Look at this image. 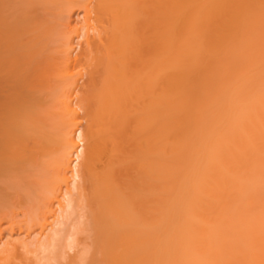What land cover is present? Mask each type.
Masks as SVG:
<instances>
[{
	"label": "bare ground",
	"instance_id": "obj_1",
	"mask_svg": "<svg viewBox=\"0 0 264 264\" xmlns=\"http://www.w3.org/2000/svg\"><path fill=\"white\" fill-rule=\"evenodd\" d=\"M0 264H264V0H0Z\"/></svg>",
	"mask_w": 264,
	"mask_h": 264
},
{
	"label": "rangeland",
	"instance_id": "obj_2",
	"mask_svg": "<svg viewBox=\"0 0 264 264\" xmlns=\"http://www.w3.org/2000/svg\"><path fill=\"white\" fill-rule=\"evenodd\" d=\"M75 17H76V16H75ZM79 18H81V15H80ZM75 20H78V17H76ZM79 20H80V19H79ZM65 250H66V251H65L66 254H67L68 252L70 253V254H69V253L67 254V255H70V256H72V255L76 252V248H73V249H72V248H68V247H67ZM73 250H74V251H73ZM72 251H73V252H72ZM71 252H72V253H71Z\"/></svg>",
	"mask_w": 264,
	"mask_h": 264
}]
</instances>
